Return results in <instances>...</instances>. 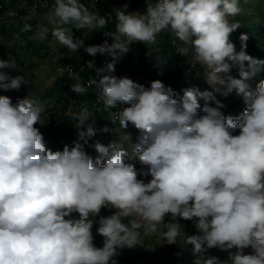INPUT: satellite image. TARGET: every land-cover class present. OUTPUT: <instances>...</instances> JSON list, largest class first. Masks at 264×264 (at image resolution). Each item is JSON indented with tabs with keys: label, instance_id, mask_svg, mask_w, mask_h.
<instances>
[{
	"label": "clouds",
	"instance_id": "clouds-1",
	"mask_svg": "<svg viewBox=\"0 0 264 264\" xmlns=\"http://www.w3.org/2000/svg\"><path fill=\"white\" fill-rule=\"evenodd\" d=\"M42 2L62 48L111 57L102 68L94 59L85 62L99 76L88 85H97L106 109L128 105L111 112L110 122L121 129L131 124L139 137L131 153L118 141L89 145L97 129L85 107L71 114L78 140L52 151L35 127L44 104L29 96L13 104L0 95V264H118L122 250L143 247L141 230L143 236L159 234L168 245L184 240L193 264H228L206 255L213 248H235L230 264H264V80L254 91L248 83L264 70V60L246 53V34L239 52L230 40L241 27L230 19L244 13L240 0H145L143 12L128 11L125 3L115 9L116 31L103 32L113 42L87 46L73 29L99 32L106 17L81 0ZM30 19L24 18L22 32L32 30ZM36 27L37 37L47 39L49 28ZM162 32L182 42L178 51L204 69L212 91L190 87L177 97L160 80L146 88L112 74L132 43L156 46ZM233 66L239 78L230 75ZM7 68L14 63L0 59V90L30 84ZM69 76L72 92L87 93L79 74ZM233 92L247 106L239 115H225L216 94ZM85 145L98 155L90 156ZM130 161L145 167L137 170ZM102 209L114 211L103 216ZM181 221L193 222L196 234L185 236ZM94 228L101 247L94 243ZM247 248L252 254L244 253Z\"/></svg>",
	"mask_w": 264,
	"mask_h": 264
},
{
	"label": "rangeland",
	"instance_id": "rangeland-1",
	"mask_svg": "<svg viewBox=\"0 0 264 264\" xmlns=\"http://www.w3.org/2000/svg\"><path fill=\"white\" fill-rule=\"evenodd\" d=\"M103 0H81V3H84L88 9L100 16L110 19V14L113 13L116 15L115 9L123 7L125 3L128 4V7L133 4V11L142 12L143 8L141 5V0H110V10L102 12L99 2ZM249 1V0H247ZM241 6L244 8V13L238 15L234 18H230L233 21H238L240 24L249 22L250 24L256 23V25H263L264 27V16L262 19H259L258 12L248 3H245L244 0H240ZM33 11L35 14L33 15ZM47 8L44 7L42 0H33L32 4L27 8V13H24L21 9L20 4L10 7L7 12L0 18V54L2 56H7L11 59V63H14L15 68H7L3 71L9 73L12 76L24 75L26 79L30 81L29 85H21L19 90H0V95L8 96L13 101H19L25 97L39 100L44 104L46 111L42 114L41 124L35 125L39 130L43 131L44 142L47 148L52 151H62L64 144L59 142V135L55 127L51 124V118L54 111L58 109L56 104V98L59 93H67V89L64 88H53L57 79L64 76V74L69 71L73 66H75L82 59L95 60L97 62L100 58V55H97L95 58L87 55L83 49H80L78 52H68L66 49L62 48L57 41L51 35L52 26L47 23L45 19ZM31 15V19L28 21L32 25V30L26 34V38L20 34V29L23 27L24 18ZM262 20V22H260ZM43 24L49 28V34L47 39L40 40L36 33L38 31L37 25ZM3 28V29H1ZM103 29H100L99 32L96 30H76L73 29L74 36L76 38L84 39L85 45L99 44V35L102 33ZM256 37L261 41L262 47H264V33L255 34ZM158 45H156L153 51H157L159 45L162 43L161 36H159ZM28 43H34L37 48L28 47ZM15 44L19 53L21 54L22 65L18 64L11 54V49L4 50L3 45L6 47L13 46ZM235 48L237 47L236 44ZM184 47L182 43L178 44V50ZM150 52V53H151ZM63 53V55H61ZM185 56V55H184ZM186 62L191 66V69L184 72V80L188 84L183 86V88H177V91L190 88L189 85L194 87H199L201 77L204 75V69L196 64L192 65L190 62V57L185 56ZM262 60H264V55ZM231 63V62H230ZM173 69H177L178 64H173ZM232 69H238L237 66H233ZM201 70V72L199 71ZM205 78V76H204ZM236 78H239L237 76ZM206 80V78H205ZM264 80V70L259 72L252 80L248 83L250 84L252 90L254 91L257 84ZM149 87L148 85L145 86ZM61 90V92H60ZM75 94V93H74ZM74 95H69L70 103H72L73 108H69L65 115L66 117L71 116L72 113L76 112V107L74 102L76 101L73 97ZM217 99L225 105L221 111L225 115H239L242 113L244 108L247 106L243 102L241 97H238L235 92H233L228 97H223L216 94ZM212 106H215L214 104ZM65 117V119H66ZM68 119V118H67ZM65 122V120H64ZM112 124V123H111ZM109 132L104 133L100 132L95 135L90 141L89 145L95 141H99L105 146L109 143L118 141L123 144L125 148L131 153L132 145L138 142L139 131L129 124L127 129H121L119 122L117 124H112L108 126ZM239 134V130H235L233 135ZM124 135H128L131 138V141H126ZM52 141H51V140ZM74 141H77V138H70V146L73 145ZM55 144V145H54ZM85 145L86 152L95 158L98 153L95 149ZM135 163L137 170L144 168L145 166L141 165L138 161H130ZM146 170V169H145ZM143 178V177H140ZM143 179H150L143 178ZM112 211L109 209H102L101 215L108 216L112 214ZM182 230L185 233V236L196 234V229L193 222L190 221H181ZM142 232V245L143 247L137 246L133 249H124L121 254L116 257L119 264H123V259L129 253H147L156 263L161 264H193L195 257L191 253V246L187 245L184 240H178L176 245H168L166 241L162 239L159 234H151L148 236H143ZM95 236L94 243L96 245L103 244V238L95 234V228L93 229ZM236 251L233 248L230 251L220 250L218 248H213L208 250L206 255L216 256L221 261H226L230 264L229 256L234 254ZM253 250L247 248L244 250L245 254H252Z\"/></svg>",
	"mask_w": 264,
	"mask_h": 264
},
{
	"label": "trees",
	"instance_id": "trees-1",
	"mask_svg": "<svg viewBox=\"0 0 264 264\" xmlns=\"http://www.w3.org/2000/svg\"><path fill=\"white\" fill-rule=\"evenodd\" d=\"M32 1L33 0H0V18L5 14V12H7L10 7L17 4H20L22 11L24 13H27V8L32 4ZM110 2V0H103V2H99L100 8H102V12L110 10ZM49 3H51V0H49ZM247 3L250 4L258 12V18L262 19L264 16V0H249L247 1ZM141 5L143 8V12L145 10V0H141ZM133 10L134 5L131 4L128 7V11L132 12ZM260 22H262V20H260ZM240 25L241 27L236 29L230 36L231 42L237 45L236 51L239 52L241 50V41L239 39L241 34H246L248 36V40L246 41L247 47L245 49L246 53L253 58L262 60L264 55V47H262L261 41L258 39V37H256L255 34L258 33L259 36V34L264 33L263 25L258 26L256 25V23L250 24L249 22ZM115 31L116 15L111 13L106 27L98 36L99 43H103L104 40L107 39L108 43L111 44L113 42L112 37H105L103 35V32ZM27 33L28 32L20 31V34L23 35L24 38H26ZM159 36H161L162 43L159 45L157 51L151 52L155 46L145 45L139 42L132 43L129 46V51L125 53L116 63L115 72L112 74L116 75L117 77H127L133 80V77H135L139 72H142L148 77L147 81L141 83L142 85H148L150 87V83L152 81L160 80L165 84V86L171 87L177 94V97L182 96V90L177 91V88H183V86L188 85L184 80V72L191 69V66L186 62L185 56L181 55L178 51V44L182 42H180L173 34L169 32H162ZM159 38L160 37H158V40ZM29 46L33 47V49L37 48L34 43H28L27 48ZM2 48L4 50L11 49V54L13 55L17 63L20 65L23 64L21 60V54L19 53L15 44L10 47H6V45H3ZM0 59L8 60L11 63V59L7 56H2L0 54ZM88 60L89 59H82L75 66L69 69V71L79 74L81 82L86 87H88L87 93L78 95L76 93L74 94V92L70 90V85L75 83V81L70 78L69 71H67L63 77L57 79L53 87L67 89V93L58 94L56 98L58 109L54 111L52 117L50 116L51 124L53 125V127H55L57 133L63 137L62 143L64 145L70 146V138L75 136L77 132V128L75 127L76 121L71 120V116L66 117L65 115L66 111L69 108H73V104L70 103V98L68 97L69 95H74L73 97L76 100L74 102L76 112H79L83 108L87 107L92 113L91 119L88 123H92L93 127H96V135L101 132L99 131L100 129L104 128L105 126L108 127L109 125H112L110 122L111 112L122 110L123 107L128 106L118 104L115 108L112 109L105 108L103 101L99 98L100 89L96 84H92L91 86L88 85V81L90 79H99V76L97 75L95 70L89 69L87 67L85 62ZM105 61L111 62V57L107 55L100 56L99 60L95 62V67H104ZM175 63L178 64L177 69H173L172 67ZM245 64L247 66V62H245ZM199 71L201 72V70ZM230 75L236 78L237 76H239V70L231 69ZM200 77L201 81L199 87L197 88H199L201 91H212L213 89L206 83L204 75L201 74ZM189 86L191 87V85ZM11 101L13 104L17 103V101ZM200 103L203 105L202 100L200 101ZM40 132L43 135V131L40 130ZM96 246L101 247L102 244ZM122 262L123 264H161L156 263L154 259H152L147 253H129L124 257Z\"/></svg>",
	"mask_w": 264,
	"mask_h": 264
},
{
	"label": "built area",
	"instance_id": "built-area-1",
	"mask_svg": "<svg viewBox=\"0 0 264 264\" xmlns=\"http://www.w3.org/2000/svg\"><path fill=\"white\" fill-rule=\"evenodd\" d=\"M147 79H148V77L146 75H144L142 72H139L135 77H133V81H135V82H137L139 84L147 81ZM119 111H121V110H117V111H114V112H119ZM94 128L96 129V127H94ZM75 137L78 138L77 132H76ZM59 139L62 140L63 137L60 135Z\"/></svg>",
	"mask_w": 264,
	"mask_h": 264
}]
</instances>
